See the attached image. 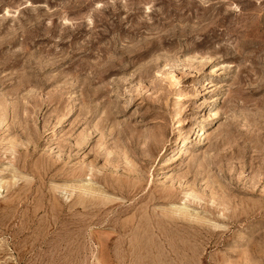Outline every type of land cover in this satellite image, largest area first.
Wrapping results in <instances>:
<instances>
[{
    "label": "rangeland",
    "instance_id": "374dc122",
    "mask_svg": "<svg viewBox=\"0 0 264 264\" xmlns=\"http://www.w3.org/2000/svg\"><path fill=\"white\" fill-rule=\"evenodd\" d=\"M0 264H264V0H0Z\"/></svg>",
    "mask_w": 264,
    "mask_h": 264
},
{
    "label": "bare ground",
    "instance_id": "6f19581e",
    "mask_svg": "<svg viewBox=\"0 0 264 264\" xmlns=\"http://www.w3.org/2000/svg\"><path fill=\"white\" fill-rule=\"evenodd\" d=\"M212 87V86H211ZM204 134H201V137L203 136Z\"/></svg>",
    "mask_w": 264,
    "mask_h": 264
}]
</instances>
